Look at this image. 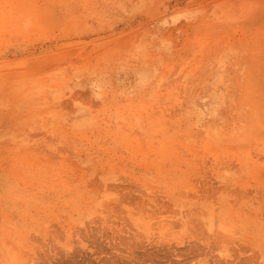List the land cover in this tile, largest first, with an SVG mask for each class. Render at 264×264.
Masks as SVG:
<instances>
[{
    "label": "rangeland",
    "instance_id": "obj_1",
    "mask_svg": "<svg viewBox=\"0 0 264 264\" xmlns=\"http://www.w3.org/2000/svg\"><path fill=\"white\" fill-rule=\"evenodd\" d=\"M223 12L221 0H0V233L115 204L152 213L150 185H229L247 72L225 50Z\"/></svg>",
    "mask_w": 264,
    "mask_h": 264
},
{
    "label": "bare ground",
    "instance_id": "obj_2",
    "mask_svg": "<svg viewBox=\"0 0 264 264\" xmlns=\"http://www.w3.org/2000/svg\"><path fill=\"white\" fill-rule=\"evenodd\" d=\"M221 2L219 22L233 36L225 50L247 72V100L229 124V185L147 186L162 192L145 206L170 214L125 204L119 214L109 203L105 214L31 221L0 233V264H264V0Z\"/></svg>",
    "mask_w": 264,
    "mask_h": 264
}]
</instances>
